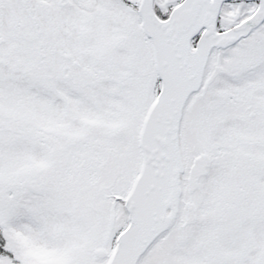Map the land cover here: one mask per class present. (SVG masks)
<instances>
[{
	"label": "snow or ice",
	"instance_id": "6c2138e0",
	"mask_svg": "<svg viewBox=\"0 0 264 264\" xmlns=\"http://www.w3.org/2000/svg\"><path fill=\"white\" fill-rule=\"evenodd\" d=\"M0 264H264V0H0Z\"/></svg>",
	"mask_w": 264,
	"mask_h": 264
}]
</instances>
